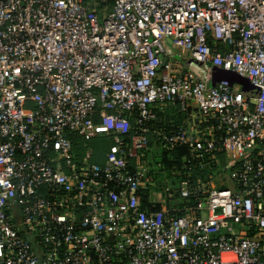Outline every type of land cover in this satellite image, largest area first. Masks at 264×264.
I'll return each mask as SVG.
<instances>
[{
  "label": "built area",
  "instance_id": "built-area-1",
  "mask_svg": "<svg viewBox=\"0 0 264 264\" xmlns=\"http://www.w3.org/2000/svg\"><path fill=\"white\" fill-rule=\"evenodd\" d=\"M215 67L257 96L212 86ZM177 99L225 130L231 182L170 219L129 170L146 137L80 167L71 134H128ZM170 141L217 148L212 130ZM0 264H264V0H0Z\"/></svg>",
  "mask_w": 264,
  "mask_h": 264
},
{
  "label": "trees",
  "instance_id": "trees-1",
  "mask_svg": "<svg viewBox=\"0 0 264 264\" xmlns=\"http://www.w3.org/2000/svg\"><path fill=\"white\" fill-rule=\"evenodd\" d=\"M210 43L217 48L221 46L213 38H210ZM180 104L181 101L177 99L175 102H164L153 105L151 110L154 113V117L141 124L138 123L139 115L135 112L131 117L133 128L128 134L117 135L112 133L85 141L80 135L72 133L71 136L73 137L80 167L84 166L82 163L83 159L87 156V151L92 152L90 163L104 165L107 161L109 149L117 142V138H122L129 151L131 137L134 134H141L146 137L148 143L146 147L140 150V156L129 157L131 164L129 167L130 172H136L137 162L140 157L141 160L148 159L149 161L150 158H143V153H146V156L150 155L151 150L157 147L158 149L160 148L159 156L161 157V161L159 164L157 163L158 167L150 169L148 181L139 191L142 208L150 212L166 208L169 211L168 216L170 219L183 215L188 201L191 204H195L200 198L206 196L209 189V184L206 183L209 182L211 175L217 172L230 173L231 168L228 169L226 154L221 148V139L225 135V130L217 127L218 122L214 118L206 119L201 115L204 123L200 122L199 124L203 129L209 128V130L216 133V149L196 151L191 142L170 141L172 136L189 130L188 121L192 116L193 108L189 107L183 110ZM215 167L217 170L214 169ZM160 179L166 180V187H169L166 192L167 201L163 202V204L159 201L155 202L151 191L155 182H158ZM183 182H187V186L191 192V196L188 198L181 195V183ZM112 187L113 185H111ZM57 192L59 190L55 188H44L40 194L44 198L52 199L55 198Z\"/></svg>",
  "mask_w": 264,
  "mask_h": 264
},
{
  "label": "rangeland",
  "instance_id": "rangeland-1",
  "mask_svg": "<svg viewBox=\"0 0 264 264\" xmlns=\"http://www.w3.org/2000/svg\"><path fill=\"white\" fill-rule=\"evenodd\" d=\"M182 62L183 63L188 62V58L183 59ZM190 73H192V72H190ZM130 151H131V149H130ZM91 154H92V152H88V151L86 153L87 157L89 155V158H88L89 161H90V155ZM159 154H160V148L158 149L157 147L154 148V150H151L150 155L146 156V153H143V158H145V159L150 158L149 159L150 162L148 161V159L141 160L140 159L141 157H140L138 159L137 165H140L142 168H144L145 170H147L149 172V171H151L150 169L158 167L157 163L159 164V162L161 161V157L159 156ZM226 162H227V160H226ZM214 169L217 170L216 167ZM215 170H213V171H215ZM230 182L231 181L229 179L228 173L217 172L214 175H211L209 182H207L206 184H209V187H208L209 188L208 191H209L212 189V187L223 188L225 185H228V183H230ZM206 184H204V185H206ZM167 188H169V187H166V180L160 179L158 182H155V184L153 185V188L151 190L152 195H153V199H157V200L163 199V201L166 202L167 201V197H166L167 193L166 192L168 191Z\"/></svg>",
  "mask_w": 264,
  "mask_h": 264
},
{
  "label": "water",
  "instance_id": "water-1",
  "mask_svg": "<svg viewBox=\"0 0 264 264\" xmlns=\"http://www.w3.org/2000/svg\"><path fill=\"white\" fill-rule=\"evenodd\" d=\"M166 61L167 60L164 59L163 64ZM220 82H227L230 86H239L242 94L248 97L257 96L258 89L251 83V81L247 77L233 70L215 67L211 75L212 86H216ZM253 103H255V100H253Z\"/></svg>",
  "mask_w": 264,
  "mask_h": 264
},
{
  "label": "crops",
  "instance_id": "crops-1",
  "mask_svg": "<svg viewBox=\"0 0 264 264\" xmlns=\"http://www.w3.org/2000/svg\"><path fill=\"white\" fill-rule=\"evenodd\" d=\"M183 66H184V67H183ZM183 66H182V67H183L184 69H185V68H188V69H189V66H191V60L188 59V62L184 63ZM186 71H188V70H186ZM191 108H193V107H191ZM206 121H207V120H206ZM200 122L204 123V121H203V119H202V116L199 115L198 111L195 110V109L193 108L192 116L190 117V120L188 121L189 132H190L192 135H196V136H198V135H200V134H202V133H204V132L210 131L209 128H207V129H203V128L201 127V125L199 124ZM86 157H87V156H86ZM226 160L228 161L227 156H226ZM229 184H230V183H228V185H229ZM228 185H225L223 188L227 187ZM154 200H155V202H156V201H159V202H161L162 204H163V202H164L163 199H162V200H161V199H159V200L154 199ZM164 203H165V202H164Z\"/></svg>",
  "mask_w": 264,
  "mask_h": 264
},
{
  "label": "bare ground",
  "instance_id": "bare-ground-1",
  "mask_svg": "<svg viewBox=\"0 0 264 264\" xmlns=\"http://www.w3.org/2000/svg\"><path fill=\"white\" fill-rule=\"evenodd\" d=\"M194 71H195L196 73H198V70H197V69H194Z\"/></svg>",
  "mask_w": 264,
  "mask_h": 264
}]
</instances>
